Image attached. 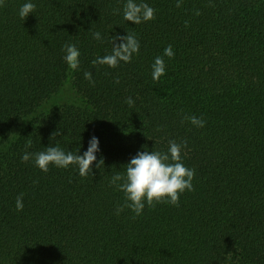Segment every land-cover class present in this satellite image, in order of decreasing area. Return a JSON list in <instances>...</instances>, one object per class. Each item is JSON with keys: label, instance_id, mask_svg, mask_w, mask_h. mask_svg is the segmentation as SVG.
Instances as JSON below:
<instances>
[{"label": "trees", "instance_id": "16d2710c", "mask_svg": "<svg viewBox=\"0 0 264 264\" xmlns=\"http://www.w3.org/2000/svg\"><path fill=\"white\" fill-rule=\"evenodd\" d=\"M27 2L36 10L22 19ZM136 2L156 18L125 21L126 0L0 7V264H264V0ZM126 34L140 42L130 63L93 64ZM66 44L80 52L76 71ZM157 56L166 75L154 82ZM93 136L91 177L21 160L49 146L83 155ZM169 140L187 142L193 190L136 216L112 178L138 151L167 152Z\"/></svg>", "mask_w": 264, "mask_h": 264}, {"label": "clouds", "instance_id": "9594fccd", "mask_svg": "<svg viewBox=\"0 0 264 264\" xmlns=\"http://www.w3.org/2000/svg\"><path fill=\"white\" fill-rule=\"evenodd\" d=\"M5 0H0V7H3ZM181 2L178 0L176 7H180ZM212 6L211 4L209 5ZM36 10V5L31 2L23 4L19 10V15L25 19L29 14ZM119 9L114 10V14L119 13ZM200 13L197 11L196 15ZM124 20L134 25L143 22H149L156 18V9L150 7L147 3H137L136 0H126L123 8ZM186 26H187V22ZM93 39L100 41L101 34L93 33ZM112 43V52L108 55L98 57L93 64L106 65L109 68H116L121 62L130 63L132 57L139 53L140 42L133 34L124 36L115 35L110 37ZM120 41V43H116ZM66 55L64 60L72 71H76L80 66V52L75 44H66L64 46ZM164 56L169 59L174 57L172 46L169 45L164 49ZM166 75V65L162 56H157L152 65V79L158 82L162 76ZM84 77L93 86L95 81L92 79L91 72H85ZM119 82L118 80L116 81ZM125 103L130 107L134 101L129 97ZM184 120L189 121L192 125L203 128L205 121L203 118L196 116H184ZM53 135H60L59 132ZM187 146L186 141L177 143L175 140H169L167 152L161 151H138L130 159V162L124 166V174L117 173L113 176L111 185H115L119 191L124 193L125 200L128 202L124 207L130 208L136 216L142 214L145 205L155 207L156 204L168 203L178 206L181 194L185 191H192V181L195 177V170L184 165L182 160L183 148ZM31 143L26 145L30 148ZM79 149L77 150L78 153ZM99 151L98 138L93 136L89 140V146L83 155H78L71 151L65 152L60 147L49 146L44 151L30 153L25 151L21 157L22 162H28L34 159L36 167L47 173L49 166L57 168H68L71 165L78 166L80 177H91L92 165L96 162V153ZM103 164V158L96 163L98 168ZM119 182V183H117ZM110 185V186H111ZM23 193L16 198V209H23ZM123 211V207L117 209V215Z\"/></svg>", "mask_w": 264, "mask_h": 264}, {"label": "rangeland", "instance_id": "374dc122", "mask_svg": "<svg viewBox=\"0 0 264 264\" xmlns=\"http://www.w3.org/2000/svg\"><path fill=\"white\" fill-rule=\"evenodd\" d=\"M64 93H65L67 98L73 96V94L68 90H64Z\"/></svg>", "mask_w": 264, "mask_h": 264}]
</instances>
